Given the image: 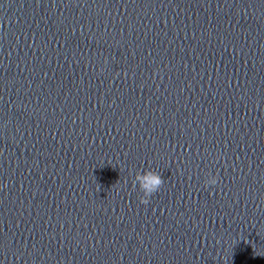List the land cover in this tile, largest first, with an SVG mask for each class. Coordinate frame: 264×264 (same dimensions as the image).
I'll return each instance as SVG.
<instances>
[{
  "label": "water",
  "instance_id": "water-1",
  "mask_svg": "<svg viewBox=\"0 0 264 264\" xmlns=\"http://www.w3.org/2000/svg\"><path fill=\"white\" fill-rule=\"evenodd\" d=\"M0 264H264V0H0Z\"/></svg>",
  "mask_w": 264,
  "mask_h": 264
},
{
  "label": "clouds",
  "instance_id": "clouds-1",
  "mask_svg": "<svg viewBox=\"0 0 264 264\" xmlns=\"http://www.w3.org/2000/svg\"><path fill=\"white\" fill-rule=\"evenodd\" d=\"M133 185L139 186V190L142 195L140 197L141 204H147L149 202V197H151L154 193L158 192L161 186L164 183V180L161 177V174L158 172H154L151 170H147L140 174L139 172L135 175L133 181ZM217 177L214 175H209L205 180V185H216Z\"/></svg>",
  "mask_w": 264,
  "mask_h": 264
}]
</instances>
